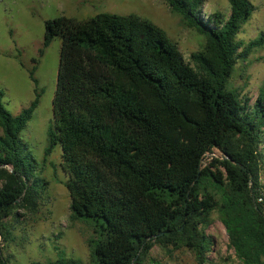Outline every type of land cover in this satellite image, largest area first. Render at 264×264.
<instances>
[{
  "label": "trees",
  "instance_id": "1",
  "mask_svg": "<svg viewBox=\"0 0 264 264\" xmlns=\"http://www.w3.org/2000/svg\"><path fill=\"white\" fill-rule=\"evenodd\" d=\"M229 16L205 17L204 0H165L184 24L203 34L192 68L151 21L99 13L44 23L41 56L61 40L53 122L44 159L59 145L70 219L92 227L89 260L58 256L47 264H141L153 246L186 248L207 264L204 230L217 211L229 246L242 264H264V188L260 185L264 90L253 110L227 88L236 62L263 44L237 40L254 7L227 0ZM14 116L0 90V264L13 241L17 210L36 214L46 183L20 134L39 105ZM213 150L221 158L202 164ZM223 158V159H222Z\"/></svg>",
  "mask_w": 264,
  "mask_h": 264
},
{
  "label": "rangeland",
  "instance_id": "2",
  "mask_svg": "<svg viewBox=\"0 0 264 264\" xmlns=\"http://www.w3.org/2000/svg\"><path fill=\"white\" fill-rule=\"evenodd\" d=\"M254 10L241 27L237 40L243 47L263 37V44L237 60L227 88L236 91L242 100L248 99L253 110L259 93L264 90V0H250ZM227 0H204L202 14L207 17L220 13L229 16ZM99 13L136 15L161 28L177 46L182 58L192 68L190 54L201 51L206 39L194 28L187 27L181 16L170 11L165 0H0V90L4 92V107L14 116L33 100V84L28 72L35 66V78L42 92L39 105L20 138L38 164L39 176L46 183L36 214L17 210L12 225L13 241L3 248L9 264H47L58 256L87 263L89 248L86 241L93 237L92 227L83 221L70 219V198L64 186L66 175L61 169L59 145L44 159L48 145L47 130L53 122L52 99L55 93L59 49L56 37L39 56L44 37V23L60 16L77 21ZM1 133V131H0ZM261 154L260 185L264 188V128ZM214 155V156H213ZM221 158L213 150L202 164ZM211 240L207 264H242L229 246L228 238L217 211L210 216L204 230ZM141 264H196L194 255L186 248L173 249L153 246Z\"/></svg>",
  "mask_w": 264,
  "mask_h": 264
},
{
  "label": "built area",
  "instance_id": "3",
  "mask_svg": "<svg viewBox=\"0 0 264 264\" xmlns=\"http://www.w3.org/2000/svg\"><path fill=\"white\" fill-rule=\"evenodd\" d=\"M208 154H206V156H207ZM214 156V155H213ZM203 162V161H202ZM257 202L258 203H260V204H263V207H264V202H263V199L261 198V197H259L258 199H257Z\"/></svg>",
  "mask_w": 264,
  "mask_h": 264
},
{
  "label": "water",
  "instance_id": "4",
  "mask_svg": "<svg viewBox=\"0 0 264 264\" xmlns=\"http://www.w3.org/2000/svg\"><path fill=\"white\" fill-rule=\"evenodd\" d=\"M223 159V158H222Z\"/></svg>",
  "mask_w": 264,
  "mask_h": 264
}]
</instances>
